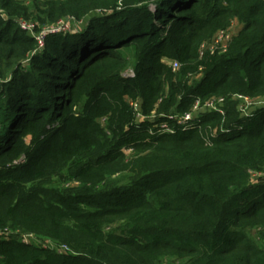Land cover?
<instances>
[{"label": "trees", "instance_id": "1", "mask_svg": "<svg viewBox=\"0 0 264 264\" xmlns=\"http://www.w3.org/2000/svg\"><path fill=\"white\" fill-rule=\"evenodd\" d=\"M67 19L42 50L20 27ZM233 95L264 98V0H0V264H264V108L207 141L222 117L151 136L130 105Z\"/></svg>", "mask_w": 264, "mask_h": 264}, {"label": "built area", "instance_id": "2", "mask_svg": "<svg viewBox=\"0 0 264 264\" xmlns=\"http://www.w3.org/2000/svg\"><path fill=\"white\" fill-rule=\"evenodd\" d=\"M21 29L28 33L38 43L39 50L45 48L46 40L50 35L60 34L72 30V24L70 20H63L57 24L43 27L37 30L36 25L30 22L20 21ZM233 39L229 29L219 31L212 40L203 42L199 47V58L215 56L217 54H223L228 51L229 44ZM170 66L174 72L178 71L180 65L178 62H170ZM125 78L134 79L136 74L132 71ZM229 102L237 104V111L241 118H249L254 111L264 108V98L254 99L244 95H233L230 100L227 97H213L208 100L196 99L190 111L187 113H170L168 115H157L153 112L150 116H146L142 112L140 102H131L130 105L133 108L135 114L136 125L144 124L148 122L150 124L149 134L151 136H163V135H175L179 130L187 131L199 128L201 119L207 115H218L222 117V124L219 129L211 130L207 141L212 138H216L220 133H230L229 129L224 127L227 118V105ZM2 232H0V235ZM34 235H24L22 241L26 245H32L33 241L29 240V237ZM29 240V241H28ZM36 243V238H35ZM46 248L56 249L59 254H65L69 251L67 246L57 247L54 244H41ZM44 248V247H43Z\"/></svg>", "mask_w": 264, "mask_h": 264}, {"label": "rangeland", "instance_id": "3", "mask_svg": "<svg viewBox=\"0 0 264 264\" xmlns=\"http://www.w3.org/2000/svg\"><path fill=\"white\" fill-rule=\"evenodd\" d=\"M67 20H70V22H71V24H72V31H75V30H77L78 31V28H79V26L81 25V23L82 22H77V21H75L74 19H67ZM229 30H230V32H231V34H233V36H235L237 33H238V31H240L241 29H242V24L238 21V20H236L229 28H228ZM132 71H134V69L133 68H129L125 73H124V76H127L128 74H130ZM134 73H135V71H134ZM136 74V73H135ZM127 155H129V154H131L132 153V151L131 150H129V151H126L125 152ZM71 187H72V185H71ZM1 232V231H0ZM13 232H15V231H13ZM14 234H19V235H22V234H24V233H22V231L20 232V231H16ZM253 236L255 237V238H257L256 237V233L254 232L253 233ZM29 240L30 241H33V244L32 245H35V236L33 237V236H30L29 237ZM28 240V241H29ZM41 247H44V248H46V246L45 245H41Z\"/></svg>", "mask_w": 264, "mask_h": 264}]
</instances>
